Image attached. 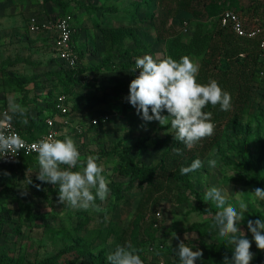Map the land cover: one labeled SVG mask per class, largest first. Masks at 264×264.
<instances>
[{
	"label": "rangeland",
	"instance_id": "obj_1",
	"mask_svg": "<svg viewBox=\"0 0 264 264\" xmlns=\"http://www.w3.org/2000/svg\"><path fill=\"white\" fill-rule=\"evenodd\" d=\"M185 1L190 2V9L170 16L163 27L167 33L180 35L184 42L189 40L196 26L202 24L210 27L220 14L212 15L204 9L203 3L210 5L219 2L224 8L237 11L243 20L249 19V23L254 22V19L251 20L254 3L264 2ZM77 2L90 7H106L113 14L80 9ZM159 2L161 1L0 0V118L8 109L10 99L24 106L30 117H35L34 113L50 103L53 94L58 92L51 84L43 86L39 82L27 84L21 91L13 84H3L2 80L45 78L49 72L60 68V63L51 51L52 35L48 32L31 31L30 25L59 17L64 12L61 4L68 3L67 12H71L74 20L71 45L75 52L82 54L81 65L99 66L109 59L113 65L104 66L100 73L86 75L81 79L83 85L87 86L76 89L73 102L68 106L70 124L58 130L59 138L62 140L70 137L75 142L81 161H85L89 155L98 156L97 162L103 166L108 182L112 179L122 181L125 186L129 184L127 179H120L113 173L115 159L102 156L101 152L109 150L115 143L132 146L145 138V149L135 150L132 154L146 169L156 167L174 130L170 125L161 126L157 121H142L136 109L127 102L129 87L125 92L119 93L114 84L117 81L129 82L132 78V69L123 67L126 59H123L122 54L126 50L139 52V48L144 47L140 57L151 55L157 60L167 58L165 44L157 37L162 17L156 8L157 4L159 9L170 8L172 4H167L166 0L161 5ZM154 8L156 11L153 12ZM258 18L256 16L258 21H263L261 16ZM239 42L245 44V41ZM136 58L133 56L132 61L135 62ZM189 58L200 66L201 56ZM74 103L77 104V109H72ZM48 113V109L41 110L40 116L46 117ZM102 115H108L109 120L98 125L91 123L93 118ZM162 115L167 116L168 113L164 111ZM220 128L224 130L221 140L204 158H197L202 161L203 166L190 172L189 181L206 206L216 208L212 201L204 199L206 190L213 186L225 190L228 203L236 207L237 211H240V201L248 206L244 213L245 225L239 227L252 241L250 250L254 253V258L250 264H264V251L257 249L247 230L248 220L264 217V200L254 198L252 193L255 188H259L254 177L258 168L263 179L261 187L264 189V78L256 76L246 111L233 131L222 125ZM210 160L216 161L215 168L209 167ZM72 170L81 169L77 166ZM38 171L37 156L26 160L23 167L16 171L14 190L17 195L6 199L5 210L0 211V257L8 264H36L63 252L67 246H73L74 249L62 254L60 264L87 261L88 255L82 253V248L87 247L94 254L99 249H104L106 264H109L107 257L115 250L118 242L130 243L135 248V239L145 243L144 264H167L171 259L167 249L178 245L180 241L194 244V251H203V257L196 264L223 262L210 258L207 250L199 246L202 239L208 244L225 239L218 236V228L215 227L212 216L195 211V204L190 198L180 202L174 194L160 195L156 205L148 212L151 223L144 222L140 224L139 231L134 227L127 235L124 231L135 224L136 207L142 199L145 184L140 185L136 180L128 191L122 192L120 200L109 194L104 201L96 199L101 211L92 208L85 211L59 204L56 189L58 185L54 187L45 183L51 191H46L45 185L38 189L35 186L40 183L36 179ZM29 178L31 184L28 182ZM208 222L214 231L212 236L201 238L199 232L191 230L193 225Z\"/></svg>",
	"mask_w": 264,
	"mask_h": 264
},
{
	"label": "trees",
	"instance_id": "obj_2",
	"mask_svg": "<svg viewBox=\"0 0 264 264\" xmlns=\"http://www.w3.org/2000/svg\"><path fill=\"white\" fill-rule=\"evenodd\" d=\"M156 1V0H155ZM159 5L163 0H159ZM170 8H158L157 12L162 17L160 20V29L157 32L158 39L162 40L165 44L166 57H171L177 61L184 56H201L202 60L199 66V73L196 77L197 82L201 84H207L210 80H215L221 89L231 95V107L228 111L220 110V106L213 107L211 104L207 105L203 111L211 113V122L215 125L214 134L211 137L205 138L199 141L194 147L188 149L185 145L175 137V130L171 135L169 143L165 148L163 155L161 156L160 163L151 169H146L140 160H137L136 156L132 154L133 151H139L145 149V138L138 140L132 146H124L119 143L113 144V146L107 150L102 151L103 157H112L115 159V164L112 167L114 174H117L120 179L128 180L129 184L124 185L122 181H114L112 179L108 182L109 194L116 200L122 198V192L129 190V186L138 181L140 185L145 184L144 193L141 201L136 207L135 224L132 228L127 227L124 233L133 231L136 227L139 231L140 224L144 222L151 223L149 210L153 209L156 205L158 197L162 194H174L180 202L187 201L189 198L194 202V210L201 214H208L212 217L215 215L217 208L206 206L202 203L201 197L195 188L189 181V175H181L182 167H189L197 158H204L210 150L221 140L223 129L221 125L226 129L233 131L235 126L240 122L243 114L246 111L247 103L249 100V93L252 85L257 76V68L260 60V49L256 40H246L236 37L230 29L222 27L219 22V16L216 20L210 24V27H205L202 24L196 26L187 42H184L180 35L173 34V32H166L163 28L166 26L168 18L174 16L180 11L190 9V2L185 0H166ZM64 9L63 14L59 17L71 14L67 12L69 8L68 3H62ZM78 8L89 10L93 13L96 11H107L113 14V11L106 7L100 8L90 7L81 2H77ZM204 9L208 10L212 15H218L224 8L219 2H213L210 5L203 3ZM228 8V7H227ZM154 8L152 11H156ZM230 9V8H229ZM242 9H240L241 11ZM237 12V11H236ZM250 15L254 22H259L264 25V2H255L252 7V13ZM256 16H261L263 21L257 20ZM73 18V17H72ZM259 19V18H258ZM248 20L246 22L248 23ZM245 21V20H244ZM74 23V20L72 21ZM72 23V25H73ZM119 31V29H117ZM117 31V32H118ZM74 37V32L71 34V40ZM239 40L245 41V44L239 42ZM247 42V43H246ZM144 51V47L139 48V52L126 50L123 52L122 57L126 59V64L123 67L132 69V79L139 75V71L133 72L135 62L132 61V57H140V53ZM78 63L74 67H65L58 59L60 68L57 71L49 72L45 78L32 77L28 80L19 78H4L3 84H13L16 89L22 91L27 84H33L39 82L41 85L51 86L58 89V92L54 93L53 99L41 110L48 109L49 113L46 117L55 119L59 114L55 111L53 101L59 95H63L66 99L67 105L73 102V97L77 88H84L87 85H83L81 79L90 74H98L101 69L107 65H113L111 60H106L99 66L85 67L81 65L83 59L80 52H76ZM117 81L114 84L117 92H125L129 87L130 82ZM101 86V85H100ZM77 104L72 105V109H77ZM70 111L68 112V114ZM46 117L40 116V111L33 118L26 112L24 117L14 116L12 123L20 134L28 140H36L41 134L47 131V125L45 123ZM26 119L27 123H23ZM170 125V122H169ZM60 139V138H59ZM179 149V154H177ZM34 157L20 158L15 163L0 165V211L5 210V202L11 196H16L17 192L14 190L17 182L16 171L22 168L26 160ZM259 168L256 170L254 177L257 181L259 188L263 182L262 177L259 174ZM77 171V170H75ZM104 174V173H103ZM105 175V174H104ZM40 187L45 183L40 182ZM58 190V188H56ZM46 191L51 189L46 186ZM46 194V193H45ZM44 216H41V218ZM264 219V217L262 218ZM40 226H44L43 223H39ZM210 223L193 225L191 230L199 232L201 238H207L214 234V231L210 228ZM242 222L239 226H244ZM153 226V225H152ZM125 236V235H124ZM125 242V241H124ZM135 249L140 255L142 261H144L143 249L145 247L144 242L134 240ZM123 246L125 243L118 242L115 246ZM172 246L167 250L171 259L167 264H180L179 257L177 255V247ZM186 246L195 250V245L192 243H186ZM199 246L206 249L210 258H216L223 260L225 256L229 259L232 257L233 246L227 244L226 240L219 243H206L203 239L199 241ZM74 247L67 246L63 252L43 259L36 264H60V258L66 251H72ZM115 251V250H114ZM82 253L88 255L87 261H81L79 264H106V254L104 249H99L94 254L90 248H82ZM76 261H71V264H75ZM0 264H8L0 257ZM32 264V263H30Z\"/></svg>",
	"mask_w": 264,
	"mask_h": 264
},
{
	"label": "clouds",
	"instance_id": "obj_3",
	"mask_svg": "<svg viewBox=\"0 0 264 264\" xmlns=\"http://www.w3.org/2000/svg\"><path fill=\"white\" fill-rule=\"evenodd\" d=\"M139 75L131 80L129 95L126 98L136 109L144 122L157 121L161 126L169 125L175 130V139L191 149L199 141L211 137L215 125L211 122V113L203 109L211 104L228 111L231 107V95L221 89L215 80L207 84L197 82L199 66L188 56L179 61L167 57L154 59L151 55L137 57L133 72ZM166 111L167 116L162 115ZM27 109L10 99L8 109L0 118V159L15 157L22 148L37 153L39 171L36 179L40 182L58 185V203L73 209L87 211L92 208L101 211L96 199L106 200L109 195L108 180L104 168L97 161L98 156L89 155L81 161L75 142L70 137L57 139L52 136L27 145L13 129L14 116L24 117ZM151 112V114H150ZM23 123H27L24 119ZM179 154V149L176 150ZM209 167L215 168L216 161L210 160ZM66 166L62 168L61 166ZM80 167V171L72 169ZM203 166L196 159L189 167L181 168V175L193 172ZM29 184L32 183L29 178ZM38 189L40 185H35ZM254 198L264 200V189L255 188ZM205 201H212L218 211L212 217L218 236L232 245V257H224L222 264H250L254 253L250 250L252 241L239 225L244 221L248 206L239 202V209L228 203L225 190L216 186L206 190ZM247 230L251 233L257 249L264 251V219L248 220ZM177 255L180 264H196L203 257V251L186 246L180 241ZM109 264H144L137 250L130 244L118 245L107 257Z\"/></svg>",
	"mask_w": 264,
	"mask_h": 264
},
{
	"label": "built area",
	"instance_id": "obj_4",
	"mask_svg": "<svg viewBox=\"0 0 264 264\" xmlns=\"http://www.w3.org/2000/svg\"><path fill=\"white\" fill-rule=\"evenodd\" d=\"M73 18L70 14L57 17L51 21L41 22L39 24L31 23V31L48 32L52 35L51 51L65 67H74L78 63L76 52L71 45V34L73 32ZM219 22L222 27L230 29V31L238 38L246 40H256L260 49V60L257 68V75L264 78V25L259 22L247 23L242 17L232 9L224 8L219 14ZM186 31V28H184ZM55 111L59 114L55 119L46 117L45 123L47 131L41 134L36 140H28L17 131L12 123L13 129L21 136L27 145H31L43 138L52 136L59 139L58 130L70 124L69 105L63 95H59L53 101ZM109 120L108 115H102L99 118H93L91 123L98 125L101 122ZM35 151H28L22 148L15 157L0 159V165L15 163L20 158L36 157ZM159 217V214H156Z\"/></svg>",
	"mask_w": 264,
	"mask_h": 264
},
{
	"label": "crops",
	"instance_id": "obj_5",
	"mask_svg": "<svg viewBox=\"0 0 264 264\" xmlns=\"http://www.w3.org/2000/svg\"><path fill=\"white\" fill-rule=\"evenodd\" d=\"M43 108V107H42ZM42 108H40L39 110H37L34 114H35V116L37 115V113L39 112V111H41V109ZM46 116V115H45ZM34 118V117H33Z\"/></svg>",
	"mask_w": 264,
	"mask_h": 264
}]
</instances>
